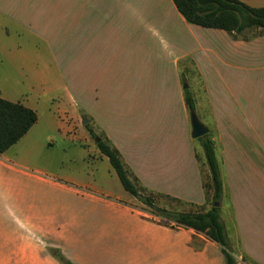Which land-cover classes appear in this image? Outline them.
<instances>
[{
    "label": "crops",
    "instance_id": "crops-1",
    "mask_svg": "<svg viewBox=\"0 0 264 264\" xmlns=\"http://www.w3.org/2000/svg\"><path fill=\"white\" fill-rule=\"evenodd\" d=\"M186 84L213 133L229 243L264 264V33L190 24L173 0H0V97L38 115L0 156V264H61L49 248L74 264H226L217 242L142 210L88 131L39 125L51 95L76 88L77 112L143 189L204 208L209 170Z\"/></svg>",
    "mask_w": 264,
    "mask_h": 264
},
{
    "label": "trees",
    "instance_id": "trees-1",
    "mask_svg": "<svg viewBox=\"0 0 264 264\" xmlns=\"http://www.w3.org/2000/svg\"><path fill=\"white\" fill-rule=\"evenodd\" d=\"M173 2L188 23L225 31L234 39L248 41L256 37L258 31L260 34L264 33V8H253L240 0H173ZM184 95L189 112H195L191 92L185 89ZM37 122L38 115L34 110L0 97V156L17 144ZM87 129L93 140L100 139L97 147L101 154L108 158L125 191L148 208L154 216L161 218L162 222L193 229L198 234L217 242L223 247L226 264H238L220 217V206H214L223 201L224 184L212 132L198 139L209 170V175L204 176V189L208 198L211 197V202L209 201L211 208L207 211L173 212L157 207V197L139 185L124 163L120 152L106 137L96 134L89 125ZM48 251L61 264H74L60 250L49 248Z\"/></svg>",
    "mask_w": 264,
    "mask_h": 264
},
{
    "label": "rangeland",
    "instance_id": "rangeland-1",
    "mask_svg": "<svg viewBox=\"0 0 264 264\" xmlns=\"http://www.w3.org/2000/svg\"><path fill=\"white\" fill-rule=\"evenodd\" d=\"M255 1L257 2V5L264 7V0H255ZM56 66L57 64L49 66L50 70L48 71L46 70L47 73L54 76L55 71L56 70L58 71ZM55 67H56V70H55ZM51 96H52L51 97L52 102H50L47 106L42 107V110L39 112V115H40L39 125L40 126L49 128L52 125H54L59 128H65L70 125H75L78 127L80 132L85 133L88 131L87 126L89 125L91 127V122H90L91 120L88 118L87 115L85 114L83 115L77 112L78 107L76 106L79 104V100H78L76 88L68 87L66 91V89L61 87L58 89V91H56ZM95 145H96L95 140H93V144L91 145V148L93 150H95ZM57 150L62 152V154H64V150H66V153L68 154V156H74L76 158L78 157L77 154L74 153V150L77 151L78 147H67L64 144H61L58 146ZM102 172L104 173L103 167H102ZM111 172L112 174H115L113 173L114 172L113 170ZM204 176H207V175H204ZM210 202H211V197H210ZM210 202H209V205L204 208L190 209L189 206L178 203L171 199L159 198L156 201V206L167 209L169 211H173V212H188V211H200V210L207 211L211 208ZM141 208L142 210H145L151 213V211L145 206H142ZM159 219L160 221H163L161 218ZM53 249H57V248H53ZM232 251L235 257H238L239 255L238 250L232 247Z\"/></svg>",
    "mask_w": 264,
    "mask_h": 264
},
{
    "label": "water",
    "instance_id": "water-1",
    "mask_svg": "<svg viewBox=\"0 0 264 264\" xmlns=\"http://www.w3.org/2000/svg\"><path fill=\"white\" fill-rule=\"evenodd\" d=\"M184 88L188 89V85L186 84ZM190 122H191V129H192L191 136L194 140H198L201 137L210 133V129L204 123L200 121V119L198 118L195 112L190 113ZM99 142H100V139L95 140L96 145H98ZM214 206L219 207L220 204L216 203L214 204Z\"/></svg>",
    "mask_w": 264,
    "mask_h": 264
},
{
    "label": "built area",
    "instance_id": "built-area-1",
    "mask_svg": "<svg viewBox=\"0 0 264 264\" xmlns=\"http://www.w3.org/2000/svg\"><path fill=\"white\" fill-rule=\"evenodd\" d=\"M238 261V264H245L242 260H237Z\"/></svg>",
    "mask_w": 264,
    "mask_h": 264
}]
</instances>
